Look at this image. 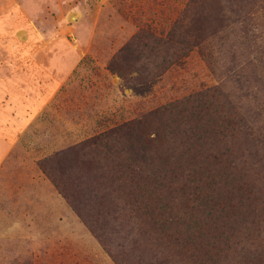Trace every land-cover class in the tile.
<instances>
[{"label":"rangeland","instance_id":"obj_1","mask_svg":"<svg viewBox=\"0 0 264 264\" xmlns=\"http://www.w3.org/2000/svg\"><path fill=\"white\" fill-rule=\"evenodd\" d=\"M175 24L173 46L151 43ZM64 35L88 50L80 68L0 162V264H264V0H0V75L27 62L12 52L30 40L59 50ZM122 50L130 78L156 76L149 93L109 70ZM200 93L216 135L179 139L165 118L78 151ZM125 147L151 177L165 167V187L120 179Z\"/></svg>","mask_w":264,"mask_h":264},{"label":"trees","instance_id":"obj_2","mask_svg":"<svg viewBox=\"0 0 264 264\" xmlns=\"http://www.w3.org/2000/svg\"><path fill=\"white\" fill-rule=\"evenodd\" d=\"M177 25L178 24H175L173 29L165 38L158 37L152 33H147L150 38L149 40L158 48L173 46L176 42L175 33ZM144 34L145 33L141 31V33L138 34L134 40H140ZM146 47L149 48V50H147L149 55L157 56L160 51L152 49L149 45H146ZM128 51L129 50H122V55L115 57V59L110 62L108 68L112 73L120 76L126 87L132 88L138 95H145L152 90L153 81L156 76L148 73L147 76L143 78L140 73L138 74L139 77L137 79L130 78L129 75L131 74L129 70L122 66V63L126 61L125 52ZM175 55L176 54H174V56ZM162 63L163 65H160V68H163L164 64L166 66V60L164 59ZM209 96L210 94L208 93H200L193 97H187L182 100L172 102L154 112L149 113L139 120L124 123L121 126L91 138L80 146L78 151L83 152L87 149L107 151L110 149V144L119 143L124 139H129V137L138 135L142 129L144 130L155 121L165 118L170 122L172 129H170L169 132L171 134L178 136L179 139L181 138L188 141L193 140L195 144H197L203 140V137L205 138L216 135L217 129L221 126L219 122L216 121L214 124V122L210 121V118H207L210 117V113L213 112L214 108V103L210 101L211 99ZM143 134L146 135L145 138L148 142L157 141V134H155V137H152L154 133L146 134L144 132ZM121 151L126 152L127 158L122 159L118 151H113L116 158L115 161H118L116 164L119 169L118 172L123 173L120 176V179L123 177L129 178L127 181L131 184L130 186L135 188V190L140 191L146 190L147 186L150 184H154L156 186L159 185L160 187L164 186L162 182L166 177L167 170L165 167H163L164 169L161 168L157 172H154L153 178L146 174V168L137 162V157L135 156L136 151L133 147H125ZM66 197L69 199L68 196ZM167 237L168 239L174 240L177 244L180 243L176 234H168Z\"/></svg>","mask_w":264,"mask_h":264},{"label":"crops","instance_id":"obj_3","mask_svg":"<svg viewBox=\"0 0 264 264\" xmlns=\"http://www.w3.org/2000/svg\"><path fill=\"white\" fill-rule=\"evenodd\" d=\"M56 40L46 45L43 37L30 40L34 49L12 52L27 62L14 64L17 68L9 66L16 71L12 77L0 75V102L7 100L0 106V162L14 146L10 138L24 134L54 104L87 54L88 50L78 48L66 35L64 48L57 50L58 46L53 47Z\"/></svg>","mask_w":264,"mask_h":264}]
</instances>
